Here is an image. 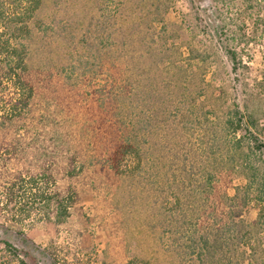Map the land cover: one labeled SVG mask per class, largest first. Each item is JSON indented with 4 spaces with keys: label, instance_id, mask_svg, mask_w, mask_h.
Returning a JSON list of instances; mask_svg holds the SVG:
<instances>
[{
    "label": "rangeland",
    "instance_id": "obj_1",
    "mask_svg": "<svg viewBox=\"0 0 264 264\" xmlns=\"http://www.w3.org/2000/svg\"><path fill=\"white\" fill-rule=\"evenodd\" d=\"M239 8L233 0H174L156 20L139 0H42L29 23L25 78L34 98L9 126L16 153L4 152L0 168L48 172L49 190L76 202L63 221L31 203L6 217L0 210L11 230H0V242L21 250L12 259L0 249L2 263L239 264L233 241L211 262L188 248L195 230L240 208H204L196 192L204 160L189 154L197 147L177 119L178 108L216 109L223 118L237 104L264 141V29ZM128 141L138 153L117 159ZM218 176L217 197L244 184ZM257 212L249 204L242 217L253 222Z\"/></svg>",
    "mask_w": 264,
    "mask_h": 264
},
{
    "label": "trees",
    "instance_id": "obj_2",
    "mask_svg": "<svg viewBox=\"0 0 264 264\" xmlns=\"http://www.w3.org/2000/svg\"><path fill=\"white\" fill-rule=\"evenodd\" d=\"M139 1L150 3L151 13L156 20L167 16L174 5V0ZM41 4L42 0H0V160L4 152L16 153L12 138L14 134L9 126L29 113L34 98V88L25 78V74L29 70V23ZM234 6L240 7V14H250L257 24L256 30L264 29V0H233ZM194 51L190 48L189 56ZM227 54L236 70L241 61L238 51L228 50ZM190 88L189 93L192 95L194 87ZM195 102V99H190V108L194 107ZM177 119L180 120V127L185 130L186 143L197 147L195 149L190 146L189 154H201L204 160L201 165L203 181L199 182L200 187L196 191L203 199L204 208L212 203H215L212 208H233L234 205L240 208L238 216L232 211L233 215L228 220L215 219L221 223L214 225V228L207 227L200 232L195 230L193 234H198V238L194 241L193 235L190 236L189 250L192 254H197L201 261L204 258L210 262L217 261V254L230 250V242L233 241L234 249L236 252L240 251L241 257L236 258L235 263L264 264V141L252 130L255 127L254 121L251 120L252 128L245 124V116L237 104L229 107L223 118L216 109L194 111L191 108L188 113H184L178 108ZM135 153H138L137 147L128 141L126 146L119 148L116 158ZM74 162L75 159L71 158L72 166ZM6 169L0 168L2 215L6 217L17 208L21 211V208L31 203L53 209L58 221L68 217L69 210L76 202L75 197L72 194L63 196L57 191L51 192L49 187L55 181L50 173L26 175L19 170L10 172ZM219 172L226 173L230 177V183L233 182V176L243 179V186L236 188L234 196H229L227 192L222 197L216 196ZM249 204L254 205L258 211L253 222L242 217ZM0 230L4 234H10L11 231L3 224H0ZM0 244L3 245L0 249L10 258L21 257V250L10 241L3 240ZM24 244L25 247L29 246L27 240H24ZM6 261H9L8 258L3 263L0 260V264H12L11 261ZM219 261L222 260H218V263ZM127 264L133 263L130 261Z\"/></svg>",
    "mask_w": 264,
    "mask_h": 264
}]
</instances>
